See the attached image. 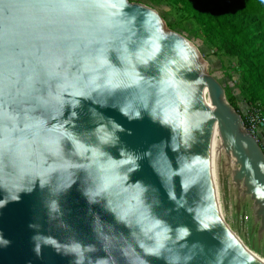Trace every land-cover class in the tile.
Segmentation results:
<instances>
[{
  "label": "clouds",
  "instance_id": "9594fccd",
  "mask_svg": "<svg viewBox=\"0 0 264 264\" xmlns=\"http://www.w3.org/2000/svg\"><path fill=\"white\" fill-rule=\"evenodd\" d=\"M130 8L128 0H0V209L39 189L49 225L67 234L61 240L42 234L39 223L29 224L36 230L31 239L37 257L43 247L72 257L71 264H150L148 257L192 264L202 255V245L188 243L189 227H173L157 213L161 202L155 190L131 182L145 158L177 209L193 215L198 231L219 222L206 215L203 197L188 206L174 191L176 176L184 193L198 182L189 184L184 172L203 163L202 156L181 154L173 169L165 153L166 147L189 151L197 133L215 119L212 111L196 106L193 86L204 83L202 76L186 78L200 71L196 54L176 40L165 55L167 35L148 24L153 13L138 23ZM86 102L118 109L128 121L147 114L170 129V144H154L143 153L129 150L118 135L125 131L122 125L96 107L88 108L95 127L76 131ZM111 148L118 149L119 158ZM74 185L89 205L91 243L78 239L64 219L61 198ZM257 192L264 198V190ZM94 205L111 214L115 224L92 211ZM10 243L0 233V247ZM222 245L209 264H224L233 252L223 240Z\"/></svg>",
  "mask_w": 264,
  "mask_h": 264
},
{
  "label": "water",
  "instance_id": "95a60500",
  "mask_svg": "<svg viewBox=\"0 0 264 264\" xmlns=\"http://www.w3.org/2000/svg\"><path fill=\"white\" fill-rule=\"evenodd\" d=\"M132 6L128 11H135L138 16V23L144 20L145 13H153L149 18V27L154 31L162 27L167 35V41L163 45V53L169 52L173 41L180 40L187 42L192 52L196 54L197 63L200 71L187 74V79L195 80L202 76L204 83L196 88V106L200 109L209 110L214 113L215 119L207 121L204 125L203 134L197 133V142L192 148L185 152H173L170 147L165 148L168 160L173 169L179 167L177 157L181 154L191 157L200 155L203 163L197 164L184 172L185 180L191 184L198 181L184 193L181 186V177L176 176L173 179L174 191L177 198H183L188 206H195L204 200L206 203V215L217 217L218 223L209 231H198L197 224L193 215L186 211V208H179L175 202L171 201L168 192L164 187L161 178L156 174L150 165L149 159L140 161V169L131 175V182L142 181L155 190L154 194L158 196L161 204L156 209L162 218L166 219L173 227L185 225L191 230L188 238L189 245L199 243L203 246L204 253L198 256L192 264H209L210 260L215 258V253L222 248V240L226 249L233 252L225 260L224 264L235 256L234 264H264L261 258L254 255L248 247L242 242L238 235L234 233L219 210L215 185L211 173V141L214 130H218L223 148L229 153L237 165L236 180L243 181L244 192L247 193L252 201V215L255 222H259L258 234L262 231L264 234V198L258 195L257 189L264 190V150L258 139L244 125L241 114L227 100L222 85L207 71V62L201 55L199 49L180 33L167 28L163 18L153 8L128 0ZM148 74H153L149 72ZM205 98L209 99V104ZM119 100V97L117 98ZM112 101H110V104ZM96 107L105 118H111L122 125L124 132L119 133L121 142L129 150L143 153L152 145L161 142L169 143L171 140V131L166 127L153 123L151 119L144 114L143 119L128 121L118 109L111 106L100 108L86 102L80 113V119L77 122L76 131L91 129L95 127L89 117L88 108ZM129 132L131 134H129ZM230 137L235 142L232 143ZM176 142V141H174ZM115 157L119 158L117 148L108 149ZM162 170H167V163H161ZM79 185H74L72 189L61 198V205L65 211L64 219L76 233L78 239L84 243L94 242V236L91 230L92 217L89 215V205L81 192ZM153 193H150L152 195ZM0 192V199L3 198ZM43 193L37 189L32 194H22L19 202H10L4 208L0 209V233L11 243L8 247H0V264H71L72 257L57 254L51 247H43L42 255L37 257L33 251L34 244L32 236L36 230L29 228L31 223L41 225V233L52 235L63 240L67 235L62 230L49 225L46 211L42 205ZM92 211L98 213L101 218L109 223L115 224L111 214L105 212L99 205L92 206ZM118 230L128 233V229L123 225H116ZM98 255H104L103 252ZM150 264H165L161 259L148 257Z\"/></svg>",
  "mask_w": 264,
  "mask_h": 264
},
{
  "label": "rangeland",
  "instance_id": "374dc122",
  "mask_svg": "<svg viewBox=\"0 0 264 264\" xmlns=\"http://www.w3.org/2000/svg\"><path fill=\"white\" fill-rule=\"evenodd\" d=\"M145 4L158 12L168 29L180 33L191 41L207 62V71L222 85L227 100L233 97L239 106L242 118L251 107L264 114L263 107L249 103L248 92L243 88V80L235 56L217 51L199 33V25L187 6L172 0H130ZM244 121V118H243ZM256 138L264 147V125L257 131ZM222 147L216 156V181L220 196L223 218L248 249L264 262V234H258V223L252 215V201L244 192L243 181L236 180L238 169L231 155Z\"/></svg>",
  "mask_w": 264,
  "mask_h": 264
},
{
  "label": "trees",
  "instance_id": "16d2710c",
  "mask_svg": "<svg viewBox=\"0 0 264 264\" xmlns=\"http://www.w3.org/2000/svg\"><path fill=\"white\" fill-rule=\"evenodd\" d=\"M172 1L187 6L199 33L217 51L237 57L247 99L264 111V0ZM228 101L241 113L233 97Z\"/></svg>",
  "mask_w": 264,
  "mask_h": 264
},
{
  "label": "bare ground",
  "instance_id": "6f19581e",
  "mask_svg": "<svg viewBox=\"0 0 264 264\" xmlns=\"http://www.w3.org/2000/svg\"><path fill=\"white\" fill-rule=\"evenodd\" d=\"M205 101L207 104H209L208 98H205ZM222 147H223V145H222L221 136H220L218 130L215 129L213 132L212 141H211V173H212L213 182L215 185V191H216L218 206H219V210L221 212V215H222L221 205H220L221 201H220V196H219V191H218V185H217L218 183L216 181L215 162H216V156ZM222 217H223V215H222Z\"/></svg>",
  "mask_w": 264,
  "mask_h": 264
},
{
  "label": "built area",
  "instance_id": "2783aa9c",
  "mask_svg": "<svg viewBox=\"0 0 264 264\" xmlns=\"http://www.w3.org/2000/svg\"><path fill=\"white\" fill-rule=\"evenodd\" d=\"M245 127L256 137L257 131L264 125V114L256 107H251L244 117Z\"/></svg>",
  "mask_w": 264,
  "mask_h": 264
},
{
  "label": "flooded vegetation",
  "instance_id": "af4514ba",
  "mask_svg": "<svg viewBox=\"0 0 264 264\" xmlns=\"http://www.w3.org/2000/svg\"><path fill=\"white\" fill-rule=\"evenodd\" d=\"M253 217V216H252ZM258 223V226H259V222H257ZM259 228V227H258Z\"/></svg>",
  "mask_w": 264,
  "mask_h": 264
}]
</instances>
